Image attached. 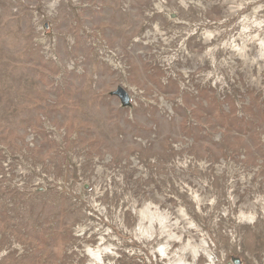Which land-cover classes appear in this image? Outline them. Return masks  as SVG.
<instances>
[{"label": "rangeland", "instance_id": "rangeland-1", "mask_svg": "<svg viewBox=\"0 0 264 264\" xmlns=\"http://www.w3.org/2000/svg\"><path fill=\"white\" fill-rule=\"evenodd\" d=\"M0 264H264V0H0Z\"/></svg>", "mask_w": 264, "mask_h": 264}, {"label": "water", "instance_id": "water-1", "mask_svg": "<svg viewBox=\"0 0 264 264\" xmlns=\"http://www.w3.org/2000/svg\"><path fill=\"white\" fill-rule=\"evenodd\" d=\"M115 96H117L118 98L121 99V101L123 102V104L125 106H129L130 104V96L129 94L126 92L125 89L123 88H119L115 93H114Z\"/></svg>", "mask_w": 264, "mask_h": 264}]
</instances>
